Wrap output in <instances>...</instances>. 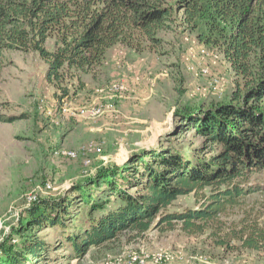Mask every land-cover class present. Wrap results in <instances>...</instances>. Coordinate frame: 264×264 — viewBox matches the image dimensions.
I'll use <instances>...</instances> for the list:
<instances>
[{
    "label": "trees",
    "instance_id": "1",
    "mask_svg": "<svg viewBox=\"0 0 264 264\" xmlns=\"http://www.w3.org/2000/svg\"><path fill=\"white\" fill-rule=\"evenodd\" d=\"M176 28L216 49L235 76L225 98L173 110L171 136L193 131L202 144L167 137L121 165L100 166L66 193L37 198L12 228L19 243L8 236L0 243V264H49L61 257L70 264L91 247L162 225L202 233L256 190L234 180L264 171V0H0V78L6 51H36L48 67L46 82L67 95L64 82L72 71L93 73L116 45L138 53L154 49L161 31ZM50 39L52 49L46 47ZM13 121L0 112V122ZM206 187L209 195L202 194L198 208L163 211L179 196ZM43 228L57 238L38 234ZM231 239L259 250L264 229H238Z\"/></svg>",
    "mask_w": 264,
    "mask_h": 264
},
{
    "label": "rangeland",
    "instance_id": "2",
    "mask_svg": "<svg viewBox=\"0 0 264 264\" xmlns=\"http://www.w3.org/2000/svg\"><path fill=\"white\" fill-rule=\"evenodd\" d=\"M159 36L161 42L154 49L136 52L146 56L136 57L137 62L127 61L131 49L117 45V51L112 54V50L105 56L102 65L93 73L72 71L73 75L64 82L67 95L46 82L48 67L36 51L5 52V67L0 78V112L14 116L15 121L0 122V243L7 236L13 243H19V236H14L12 228L18 225L21 212L30 204L29 196L53 197L68 192L100 166L121 165L132 153L155 148L160 141L172 137L177 123L173 116L175 108L215 102L229 95L235 76L216 49L204 48L193 33L181 28L161 31ZM46 47L52 49L53 40H48ZM202 48L209 52L204 60L199 58ZM111 62L116 69L111 68ZM200 64L207 65L210 76L224 83L223 95L217 96L210 91L209 76L195 75L190 70L191 66L196 68ZM123 68L125 70H121ZM143 79L148 82V91L139 96L133 85ZM119 80L127 84L129 91L116 98L115 111L93 120L60 118L62 100L70 106L88 104L96 97V88ZM124 97H129V101L121 103L126 100ZM49 110L53 114L49 115ZM57 119H62L59 124L54 123ZM193 134V131L182 132L171 141L179 138L200 146L203 139ZM90 143L99 146L101 152H89L72 159L61 154L62 150H79ZM84 157L90 159L88 165L84 164ZM238 182L256 190L240 197L235 206L227 207L214 222V227L202 233L188 235L177 224L173 228L162 225L153 228L148 235L127 234L107 247H91L82 259H73L70 264H101L124 250L139 248L150 252L180 250L189 262L178 261L177 264H202L198 256L207 257L212 263L227 258L231 264L242 261L264 264V247L250 250L236 239L229 240L238 229L247 232L254 225L264 229V171L234 180ZM46 183L51 188H47ZM209 191L206 187L197 194L179 196L163 211L196 209L204 202L202 194L208 196ZM37 233L52 242L57 238L54 231L48 234L44 228ZM221 239L229 240L228 244H217ZM61 260L49 264H67L66 259L61 257Z\"/></svg>",
    "mask_w": 264,
    "mask_h": 264
},
{
    "label": "built area",
    "instance_id": "3",
    "mask_svg": "<svg viewBox=\"0 0 264 264\" xmlns=\"http://www.w3.org/2000/svg\"><path fill=\"white\" fill-rule=\"evenodd\" d=\"M205 48V47H204ZM200 60H204L209 56V52L205 49H201ZM216 56V55H215ZM192 71L195 75L209 76L208 85L210 91H213L217 96L223 95L225 85L220 78L216 76H210L209 67L207 65L200 64L199 67L191 66ZM129 88L123 80L109 82L108 84L96 88V97L85 105L80 106H70L65 100H62V105L60 107V118L68 117H83L85 119H97L108 113L115 111L116 98L128 91ZM48 114H53L50 110ZM62 119H57L54 121L55 124H59ZM91 153H100L101 148L93 143L86 146L80 147L79 150H62L61 154L67 158H76L79 155H88ZM90 159L84 157V164L88 165ZM47 188H51L49 183H46ZM37 199V196H29L28 203H32ZM198 260L202 264H231L230 260L227 258L222 259L220 262H209L207 257L198 256ZM178 261H186L184 254L180 250H159L156 252H150L145 248H139L138 250H124L123 252L111 256L105 259L101 264H177ZM240 264H245L241 262Z\"/></svg>",
    "mask_w": 264,
    "mask_h": 264
},
{
    "label": "crops",
    "instance_id": "4",
    "mask_svg": "<svg viewBox=\"0 0 264 264\" xmlns=\"http://www.w3.org/2000/svg\"><path fill=\"white\" fill-rule=\"evenodd\" d=\"M117 46V45H116ZM115 46L112 48V49H110L109 51H108V53L106 54V56H109L110 55V53H111V51H112V54L113 53H115L117 50V48H115ZM115 55H112V57H114ZM144 57L145 55L144 54H141V55H139V54H137L135 51H132L131 50V52H128V56H126L127 57V61H135V59H136V57ZM145 58H146V56H145ZM135 62H137V61H135ZM153 62L151 61V67H153V64H152ZM111 68H117V67H114V63L113 62H111ZM143 67V66H142ZM147 68H149L148 70H150L151 71V68H150V66H146ZM118 69H120V68H118ZM121 70H125V68H123V69H121ZM143 72V71H142ZM119 72H117L116 74H118ZM129 88V87H128ZM133 88L135 89V93L136 94H138L139 96H142V94H144V93H147V91H148V82L145 80V79H143V80H141L139 83H137V85H133ZM153 90V89H152ZM129 91V90H128ZM135 97L137 98V95H135ZM129 98V97H128ZM127 97H124L123 99H126V100H123L121 103H126L127 101H129V99H128ZM133 98V97H132ZM131 100V99H130ZM135 101V100H134ZM61 124H62V122H61ZM154 230H153V228H151V229H149L148 231H146L145 233H144V235H148V234H150L151 232H153Z\"/></svg>",
    "mask_w": 264,
    "mask_h": 264
}]
</instances>
